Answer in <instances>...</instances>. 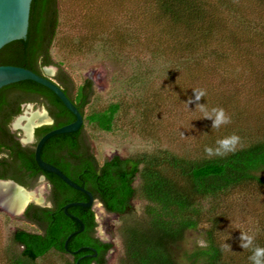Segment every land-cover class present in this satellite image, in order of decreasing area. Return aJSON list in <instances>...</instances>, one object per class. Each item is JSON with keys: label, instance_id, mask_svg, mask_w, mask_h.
Returning a JSON list of instances; mask_svg holds the SVG:
<instances>
[{"label": "rangeland", "instance_id": "1", "mask_svg": "<svg viewBox=\"0 0 264 264\" xmlns=\"http://www.w3.org/2000/svg\"><path fill=\"white\" fill-rule=\"evenodd\" d=\"M194 1L213 20L208 33L189 38L184 28L172 27L161 18L154 0H58L59 23L50 54L75 90L85 79L93 83L92 97L84 108L88 127L84 134L98 164L113 156L160 152L201 160L211 158L205 147L215 148L217 140L233 134L240 137L237 149L264 140V0ZM57 72L53 66L42 70L55 82ZM201 89L206 95L198 103L209 111L223 108L230 124L212 128L197 102L187 104L194 100L193 91ZM29 105L10 123L20 140L25 137L13 127L16 120L45 109ZM113 105L117 111L109 131L88 123L89 115L106 112ZM166 174L183 183L175 172ZM29 191L31 204H48L49 185L44 179H38ZM201 206L200 224L185 233L174 251L178 262L187 264V256L204 247L206 232L215 220L227 263L248 264V249L240 247L239 237L245 232L264 238V188L248 184L216 200L207 199ZM143 207L140 199L132 201V221L141 220ZM93 211L96 235L112 245L105 264H120L122 218L108 214L97 201ZM22 216L0 209V264H11L9 254L21 250L11 242L15 231H36ZM225 243L230 251L224 250ZM70 262V256L51 251L35 264Z\"/></svg>", "mask_w": 264, "mask_h": 264}, {"label": "trees", "instance_id": "2", "mask_svg": "<svg viewBox=\"0 0 264 264\" xmlns=\"http://www.w3.org/2000/svg\"><path fill=\"white\" fill-rule=\"evenodd\" d=\"M155 7L172 27H182L190 37L198 32L208 33L212 17L194 0H154ZM58 0H32L26 39L11 42L0 49V65L23 67L42 75L45 67L58 68L55 77L68 99L84 117V108L93 94V83L85 79L77 90L71 78L50 54L59 23ZM74 94V95H73ZM45 107L51 125L34 131V143L22 146L10 129L12 120L21 113L22 104ZM117 106L106 112L91 114L89 124L109 131ZM75 120L61 101L48 89L31 81H23L0 89V180H12L27 190L40 177L49 185L50 207L29 204L22 218L36 228L35 232L15 231L11 242L17 253L9 254L11 264H35L36 260L53 251L70 255L68 264H105L110 243L93 239L96 228L93 207H70L67 212L79 219L83 230L66 238L81 225L68 217L63 207L72 202H86L87 196L53 174L39 169L34 160L36 142L47 132ZM41 158L57 167L73 182L89 191L108 214L118 215L123 222L119 228L124 247L120 264H181L175 249L189 230L201 222L202 206L207 200L253 184L264 188V140L237 149L224 156L187 160L167 152L140 153L128 158L113 156L98 164L84 134L83 125L74 133L48 139L41 149ZM173 171L180 184L166 174ZM136 180L138 183L135 185ZM144 202L141 220L134 218L131 203ZM217 221L206 232L204 247L187 256V264H229L217 238ZM264 248V238L254 240V247ZM96 251L97 258H86ZM252 250L246 253L248 264Z\"/></svg>", "mask_w": 264, "mask_h": 264}, {"label": "water", "instance_id": "3", "mask_svg": "<svg viewBox=\"0 0 264 264\" xmlns=\"http://www.w3.org/2000/svg\"><path fill=\"white\" fill-rule=\"evenodd\" d=\"M31 2L32 0H0V49H2L4 46H6L7 44L11 42L26 39L28 25H29V14H30ZM49 71L53 72V69L50 68ZM23 81L34 82L38 85L45 87L49 91H51L61 101L64 107L75 118L73 122L45 133L36 142L35 147H34V160L40 170L46 173L55 175L61 181H63L66 185H68L69 187L77 191L82 192L88 198L86 202H72V203L66 204L63 207L64 213L68 217H71L74 220H76L81 225V228L79 230L71 233L66 238L64 242V248L67 249L66 246H67L68 239L72 235L77 234L83 230L82 222L76 217L70 215L67 212V209L70 207H75V206L82 207V208H90V207H93L96 200L94 199V197L89 191L85 190L82 186H79L78 184L73 182L64 173H62L57 167L42 160L41 149L43 145L45 144V142L54 136L77 132L81 128L82 125L84 127V133H85L88 127L85 121L83 120V116L80 113V111L68 99V97L65 95L61 87L58 84H56L54 81H52L51 79L45 76L38 75L32 72L31 70H28L23 67L11 66V65H0V89L5 86L18 83V82H23ZM25 106L26 108H30L29 104H24L23 107ZM41 114H43L45 121L34 122L32 124H29L26 133L23 129L19 127H15L13 125L15 129L19 128L25 137L24 140H20L22 144L35 141L34 131L36 128L52 124V119L49 116L46 109H43ZM20 118L22 117H19L18 119ZM41 179L43 180L44 177L42 176L39 178V180ZM3 184H8L11 187H14L15 189L21 192L30 193L29 190H27L23 186H20L19 184H17L16 182L12 180H0V185H3ZM29 204H31V201L26 202L24 205L21 203H17L15 204V206L13 205L5 206V205L0 204V209L10 213L11 215L18 216V215H23L25 209L27 208ZM46 207H50V204L48 203Z\"/></svg>", "mask_w": 264, "mask_h": 264}, {"label": "clouds", "instance_id": "4", "mask_svg": "<svg viewBox=\"0 0 264 264\" xmlns=\"http://www.w3.org/2000/svg\"><path fill=\"white\" fill-rule=\"evenodd\" d=\"M194 100L189 99L187 104L197 102V108L203 113V119L212 121V128L219 129L222 126L231 123V118L225 113L223 108H212L210 111L204 104H199L198 102L206 95L204 90H194ZM217 147H205V154L209 157L212 156H224L228 153L235 152L237 146L240 144V137L233 134L231 136L219 139L216 141ZM253 235H249L245 232H241L239 240L241 241L240 247L243 249H251L252 255L249 257L251 264H264V248L255 246L254 247ZM224 250L230 251V246L228 244L223 245Z\"/></svg>", "mask_w": 264, "mask_h": 264}, {"label": "bare ground", "instance_id": "5", "mask_svg": "<svg viewBox=\"0 0 264 264\" xmlns=\"http://www.w3.org/2000/svg\"><path fill=\"white\" fill-rule=\"evenodd\" d=\"M22 120H25L24 125H21ZM43 121H45L43 114L35 113V114H31L29 117H26V118L22 117L18 119L15 122V126L23 129L26 133L29 124H32L34 122H43ZM32 198H33V193L21 192L15 189L14 187H11L8 184L0 185V204L1 205L15 206V204L17 203H21L24 205L26 202L32 200Z\"/></svg>", "mask_w": 264, "mask_h": 264}, {"label": "flooded vegetation", "instance_id": "6", "mask_svg": "<svg viewBox=\"0 0 264 264\" xmlns=\"http://www.w3.org/2000/svg\"><path fill=\"white\" fill-rule=\"evenodd\" d=\"M23 105H24V104L21 105V109H22ZM19 142H20V139H19ZM20 144H21L22 146H24L21 142H20ZM48 203L50 204V202H48ZM91 237H92L93 239H98V240L101 241L102 243H108V242H106V241L100 239V238L96 235V228L94 229V232L91 233ZM89 249H90L91 251L94 250V249H92V248H89ZM109 251H110V250H109ZM109 251H107V253H106L105 256H107V254H108ZM69 256H70V255H69ZM85 257H86V258H97V253H96V251H93L91 254L86 255ZM95 263H96V262H91V264H95Z\"/></svg>", "mask_w": 264, "mask_h": 264}]
</instances>
